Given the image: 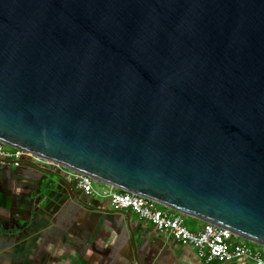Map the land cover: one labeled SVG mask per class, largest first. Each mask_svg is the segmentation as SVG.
<instances>
[{
  "label": "water",
  "instance_id": "water-1",
  "mask_svg": "<svg viewBox=\"0 0 264 264\" xmlns=\"http://www.w3.org/2000/svg\"><path fill=\"white\" fill-rule=\"evenodd\" d=\"M0 142L264 248V0H0Z\"/></svg>",
  "mask_w": 264,
  "mask_h": 264
},
{
  "label": "crops",
  "instance_id": "crops-1",
  "mask_svg": "<svg viewBox=\"0 0 264 264\" xmlns=\"http://www.w3.org/2000/svg\"><path fill=\"white\" fill-rule=\"evenodd\" d=\"M52 169L0 160V264H205L192 246L75 191ZM185 222L192 230L204 224Z\"/></svg>",
  "mask_w": 264,
  "mask_h": 264
},
{
  "label": "built area",
  "instance_id": "built-area-1",
  "mask_svg": "<svg viewBox=\"0 0 264 264\" xmlns=\"http://www.w3.org/2000/svg\"><path fill=\"white\" fill-rule=\"evenodd\" d=\"M0 160L14 166L29 163H43L36 156L20 149H9L0 142ZM66 181L88 197L105 199L114 211H130L139 219L150 223L158 233L181 245L192 246L197 257L205 264L247 262L264 264V250L238 239L228 229L204 223L199 230H192L185 222V215L134 193L119 190L106 184L95 182L90 176L67 171Z\"/></svg>",
  "mask_w": 264,
  "mask_h": 264
},
{
  "label": "rangeland",
  "instance_id": "rangeland-1",
  "mask_svg": "<svg viewBox=\"0 0 264 264\" xmlns=\"http://www.w3.org/2000/svg\"><path fill=\"white\" fill-rule=\"evenodd\" d=\"M9 149H12V147H10V146H7ZM186 217V219L188 220V221H193V220H195V219H193L192 217H188V216H185ZM238 239L240 240L241 238H239L238 237ZM246 241V240H245ZM249 245H251V246H254V247H258V248H260V249H263L264 250V248L262 247V246H260V245H257V244H254V243H251V242H249V241H246Z\"/></svg>",
  "mask_w": 264,
  "mask_h": 264
},
{
  "label": "flooded vegetation",
  "instance_id": "flooded-vegetation-1",
  "mask_svg": "<svg viewBox=\"0 0 264 264\" xmlns=\"http://www.w3.org/2000/svg\"><path fill=\"white\" fill-rule=\"evenodd\" d=\"M72 188H73L75 191H77V192L81 193L80 191H78V190H76V189L74 188L73 184H72Z\"/></svg>",
  "mask_w": 264,
  "mask_h": 264
}]
</instances>
